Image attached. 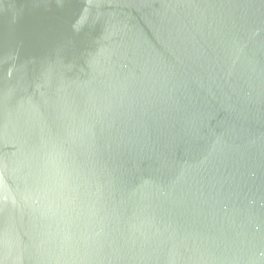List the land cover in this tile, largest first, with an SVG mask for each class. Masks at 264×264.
Wrapping results in <instances>:
<instances>
[{
    "label": "water",
    "instance_id": "obj_1",
    "mask_svg": "<svg viewBox=\"0 0 264 264\" xmlns=\"http://www.w3.org/2000/svg\"><path fill=\"white\" fill-rule=\"evenodd\" d=\"M0 264H264V0H0Z\"/></svg>",
    "mask_w": 264,
    "mask_h": 264
}]
</instances>
